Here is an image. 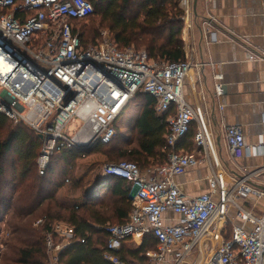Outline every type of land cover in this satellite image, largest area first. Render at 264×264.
I'll list each match as a JSON object with an SVG mask.
<instances>
[{"label":"built area","instance_id":"2783aa9c","mask_svg":"<svg viewBox=\"0 0 264 264\" xmlns=\"http://www.w3.org/2000/svg\"><path fill=\"white\" fill-rule=\"evenodd\" d=\"M181 2L191 16L192 1ZM92 14L87 0H0V114L40 138L39 175L64 148L87 151L109 145L135 94H149L156 114H170L166 145L171 151L166 163L145 171L129 161L99 169L106 182L122 179L133 189V207L125 222L104 228L108 240L103 258L128 264L113 253L127 241L140 245L149 235L157 246L146 253L147 264H264V188L255 186L260 174L240 168L241 174L230 180L226 176L201 104L189 103L184 95L185 79L197 64L187 55L179 63H158L145 51L119 50L109 31L83 48L75 23ZM185 25L188 30L189 21ZM256 59L264 60V54H247L248 61ZM213 80V95L219 99L221 74ZM73 119L80 125L69 135L67 125ZM193 124L198 155L175 152ZM223 135L231 160L255 153L245 146L241 127L224 126ZM204 162L210 172L208 192L189 197L176 179ZM246 203L262 205L255 213ZM231 214L240 224L233 225L226 238ZM54 237L60 241L53 242ZM73 237L72 227L54 224L46 237L49 264H60L59 255Z\"/></svg>","mask_w":264,"mask_h":264},{"label":"trees","instance_id":"16d2710c","mask_svg":"<svg viewBox=\"0 0 264 264\" xmlns=\"http://www.w3.org/2000/svg\"><path fill=\"white\" fill-rule=\"evenodd\" d=\"M93 14L85 21L76 22L80 30L81 46L94 45L104 29L88 28V24L104 23L119 50L136 48L145 51L150 60L158 63H179L185 60L182 39L184 6L181 0H87ZM99 18L98 20H94ZM134 98V99H133ZM131 106L139 107L133 124L136 139L127 147L113 149L120 161L136 163L141 171L166 163L170 148L166 145L167 118L154 111L152 96L138 92ZM130 104V103H129ZM130 106V105H129ZM12 121L0 114V264H46V237L52 233L55 223H64L74 230V237L60 253V264H111L103 258L108 236L107 225L122 224L133 207L132 185L122 179H110L104 186L93 183L85 190L87 201L82 206L65 207L55 195L62 183L69 182L52 174L51 162L56 157L67 161L69 167L77 159L99 153L97 144L90 150L79 151L64 148L55 153L43 176L37 170L36 160L41 147L40 138L23 124L11 127ZM196 125H191L183 139L193 142ZM188 142V143H189ZM107 157L108 152H103ZM65 161V162H66ZM112 161V160H111ZM118 161V162H120ZM117 163V162H115ZM97 191L96 195H92ZM109 194L108 202L101 192ZM91 195L93 198H91ZM104 197V196H103ZM100 199V200H99ZM41 221L35 227V223ZM113 223V224H112ZM225 237L229 238L230 233ZM8 236L2 240V234ZM54 237L53 242L58 243ZM123 243L113 253L128 264H147L146 253L156 250L155 240L147 235L138 247Z\"/></svg>","mask_w":264,"mask_h":264},{"label":"crops","instance_id":"0c3cea01","mask_svg":"<svg viewBox=\"0 0 264 264\" xmlns=\"http://www.w3.org/2000/svg\"><path fill=\"white\" fill-rule=\"evenodd\" d=\"M196 13L194 16L192 12L190 28L185 32L186 55L197 64L185 79V98L191 104H201L216 155L221 167L226 168L228 179L241 174L240 168L258 171L255 186L264 188V60H247L249 53L261 57L264 54V0H197ZM218 73L223 88L219 99L213 95V76ZM231 125L241 127L245 146L255 149V153L248 152L237 161L230 159L223 127ZM188 142L189 139L179 140L175 152L198 155V148ZM209 176L208 163L204 162L179 176L176 182L185 195L196 197L208 192ZM95 179L97 190L107 184L98 170ZM261 205L246 203L245 207L256 213ZM230 218L232 226L240 224L234 215Z\"/></svg>","mask_w":264,"mask_h":264},{"label":"rangeland","instance_id":"374dc122","mask_svg":"<svg viewBox=\"0 0 264 264\" xmlns=\"http://www.w3.org/2000/svg\"><path fill=\"white\" fill-rule=\"evenodd\" d=\"M189 16H186L185 11H184V15L182 18L183 19L182 39H183V43H184L185 58H186V52L188 50V48L186 47V43L188 42V34L185 33L187 30L185 23L188 24V21L191 18V16L190 17ZM98 19L99 18H96L94 20H98ZM91 27H98L99 29H104V30H102V32L110 30L108 28V26H106L104 23H102L99 26L97 25V23L88 24L87 29H89ZM131 49L136 50V48H134V47H131ZM131 102L132 101L129 102L130 104H128L127 107H130L132 105ZM126 109L127 108H125L124 113H122L121 117L119 118L118 136L116 137L113 144H111L110 146H107V147H100L101 149H100L99 153L89 155L83 159H77L73 163L72 167H69V165H67L68 162L66 160H65L66 161L65 162L63 160V158H61L60 156L56 157L52 160V162H51V165L53 168L52 174L55 175L56 177L58 176L57 178H59L60 182H62V180L65 179V175H64L65 170L67 171L69 168H71L70 170H68L70 181L67 183H65V182L62 183L60 189L58 190V192L55 195L59 204L65 206V207H69V208H72L75 206L79 207V206L84 205L87 202L84 198L85 190H87V188L90 187V185L93 186L92 183H96V182H94V180H96L95 178H97V170L99 171V169L102 168V166L104 164L115 163V162H118L120 160H124L123 158L118 157L117 152L113 149L122 148V150H124V148L127 147V145L129 143L131 145L135 142L136 133L133 130V124H134V121H135L136 116L138 115V111H139V109L136 108L135 106L130 107L129 109H127V111H126ZM15 125H17V124L11 123V127H14ZM79 125H80V122L78 120L73 119L67 125V127L69 128L68 134L72 135L77 130ZM103 152H108L109 153L108 155H110V156L109 157L105 156L103 154ZM228 169H230V168H228ZM231 169H234V168H231ZM223 170L225 172L227 171L226 168H223ZM97 193L98 192L95 191V192H93L92 195H96ZM101 194H102V197H101L102 200H105L106 202H108V198H109L108 195L109 194L106 195V193L104 191L101 192ZM92 195H91V198H93ZM232 212H233V210H232ZM231 215H233V214H231ZM231 227H232V221H230L226 226V228H227L226 233L227 234L230 233ZM7 236H8L7 233L2 234V240H4ZM128 245H130L132 247L140 246L139 243L134 242V241L129 242ZM2 248L3 247L1 246L0 247V253L4 252V249H2ZM49 263H50L49 259L47 258L46 264H49ZM190 263H193V259L190 260Z\"/></svg>","mask_w":264,"mask_h":264},{"label":"water","instance_id":"95a60500","mask_svg":"<svg viewBox=\"0 0 264 264\" xmlns=\"http://www.w3.org/2000/svg\"><path fill=\"white\" fill-rule=\"evenodd\" d=\"M196 7H197V0H192V12H193L194 16H197ZM79 151H82V150H79ZM132 198H133V196H131V199Z\"/></svg>","mask_w":264,"mask_h":264}]
</instances>
